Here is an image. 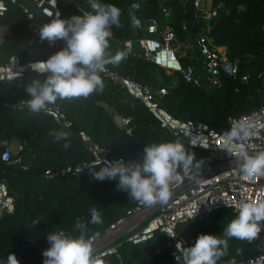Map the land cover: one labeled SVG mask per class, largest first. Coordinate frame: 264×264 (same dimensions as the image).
I'll use <instances>...</instances> for the list:
<instances>
[{
	"label": "trees",
	"instance_id": "16d2710c",
	"mask_svg": "<svg viewBox=\"0 0 264 264\" xmlns=\"http://www.w3.org/2000/svg\"><path fill=\"white\" fill-rule=\"evenodd\" d=\"M6 11L0 22L7 24L11 32L1 44L0 60L11 54H18L24 61L31 58L46 60L62 46L47 43H29L33 36V25H41L52 19L41 12L34 0H18L26 3L33 11L28 18L18 3L4 0ZM101 3L115 4L121 9V25L111 28L108 51L115 54L120 41L135 38L146 33L148 20L157 16L160 22L171 23L179 39L194 40L204 20L196 16L193 0H168L165 2L171 14L165 17L160 11L163 0H101ZM90 10L87 0H59L60 17L82 15L77 5ZM139 4V9H133ZM219 4V5H218ZM217 6V14L210 20V35L215 44L225 45L229 58L238 59L235 75H222L219 85H209L187 81L181 72H167L163 67L142 55L127 53L118 64L108 66L121 74L128 75L146 83L155 91V97L173 115L180 118H193L207 122L218 131H224L231 115L241 116L257 109L263 97L264 78V0H212ZM130 13L139 20L136 26ZM185 23L186 27H183ZM195 57L182 56L183 64H194L198 69L201 63L199 52L193 46ZM248 74L242 79V74ZM105 87L88 98L57 100L72 120V126L64 128L51 115L34 114L29 109H16L0 104V140L25 138L20 151L23 162H6L0 157V179L8 183L14 196L13 212L0 210V261H6L9 254L15 253L20 264H43V252L50 244L47 233L63 230L79 235L74 228L77 220L88 226V235L95 230L104 229L131 208L136 201L127 192L117 190L118 177L113 180L99 181L93 178L90 170H99L103 164L84 167L78 174L46 176L45 170L56 171L69 164H76L91 158L77 136L79 130L87 131L96 141L111 148L126 161H143L144 148L148 143L179 140L194 155V160L205 151L189 146L181 137L173 135L167 128L160 126L154 115L142 101L130 94L125 88L113 83L102 73ZM38 77L31 70L25 71L14 79L0 80V101L8 102L29 98L25 87ZM164 87L166 93L156 91ZM130 117L127 127L119 126L115 115ZM51 129L68 133L67 140L55 141L49 135ZM70 142L68 149L63 144ZM95 207L102 216V223H90V209ZM238 215L230 208H219L202 217H193L179 222L178 233L191 246L200 234L223 236L228 223ZM40 223L33 225L32 221ZM155 239V240H154ZM154 240V241H153ZM258 248L254 242L231 238L227 251L217 264H229L232 256L239 258L255 255ZM120 256L113 254L100 257L103 264H172V247L165 242L161 232L145 240V243L124 242Z\"/></svg>",
	"mask_w": 264,
	"mask_h": 264
},
{
	"label": "built area",
	"instance_id": "2783aa9c",
	"mask_svg": "<svg viewBox=\"0 0 264 264\" xmlns=\"http://www.w3.org/2000/svg\"><path fill=\"white\" fill-rule=\"evenodd\" d=\"M41 12L51 13V18L60 17L58 7L59 0H34ZM160 4V11L167 17L171 14L168 0ZM18 3L28 18H32L33 11L22 1L11 0ZM196 8V16L204 20L194 40L179 39L173 25L169 22L161 23L157 16L148 20L146 33L135 38H126L120 41L118 51L142 55L155 64L163 67L167 72L179 71L187 81L195 84H203L204 76L209 85H219L222 75H235L238 71V59L229 58L227 48L222 44H215L210 30V20L217 14V6L204 5L202 0H193ZM77 9L82 13L87 11L78 4ZM7 4L0 0V16L6 11ZM183 27H186L185 23ZM11 32L7 24L0 22V51L4 37ZM33 36L29 43L41 42L39 28L33 25ZM54 46L64 47L63 41H57ZM193 46L199 52L201 63L198 69L194 64H183L182 56H189L193 59L195 53ZM44 60L31 58L22 60L18 54H11L6 59L0 60V80L14 79L21 76L25 71L31 70L30 64ZM19 74V75H18ZM113 83L125 88L130 94L139 98L147 109L154 115L160 126L167 128L173 135L179 136L189 146L198 147L205 153L193 162V167L182 183L171 186L170 197L166 204L145 205L138 201L114 222L100 230H95L89 236L93 237L94 254L99 257L113 254L120 256V247L124 242L141 243L152 238L156 232L165 235V242L172 247V264H178L175 259L177 248L186 247L187 240L180 235L176 229L179 222L186 221L193 217H202L208 212L225 207L238 213V206L243 202L264 201V176L248 177L240 171L239 163L235 156H230L228 148L241 147L250 155L264 151V78L263 97L260 106L241 116L231 115L228 118V126L224 131H218L203 120L193 118H180L168 111L155 97V91L151 86L142 83L128 75L107 66L103 73ZM248 74H242L241 78L246 79ZM157 94L166 93L164 87H160ZM26 99L21 98L8 102L0 101V104L9 105L16 109H28ZM61 126L70 128L72 120L69 119L59 104L48 106L46 112ZM130 117L115 115V120L120 127L129 130L127 127ZM241 125L247 132L242 131L239 137L229 139L233 127ZM77 136L83 146L91 154V158L76 164H69L56 171L45 170L46 176L58 174L60 176L78 174L84 167L103 164L106 159L115 161L123 159L121 155L113 153L111 148L96 141L87 131L79 130ZM16 141V143H14ZM25 145V138L19 137L12 140H0V157L6 162L20 163L23 168L27 163L23 162L21 150ZM15 209L14 196L10 193L8 183L0 179V210L13 212ZM170 234V235H169ZM172 235V236H171ZM261 242H254L258 248L255 255L239 258L234 255L230 258L229 264H264V230L259 234Z\"/></svg>",
	"mask_w": 264,
	"mask_h": 264
},
{
	"label": "clouds",
	"instance_id": "9594fccd",
	"mask_svg": "<svg viewBox=\"0 0 264 264\" xmlns=\"http://www.w3.org/2000/svg\"><path fill=\"white\" fill-rule=\"evenodd\" d=\"M90 10L82 15L69 18L50 19L39 28L41 42L55 45L63 41L64 47L51 54L46 60L30 64L38 77L28 83L25 91L29 94L26 106L30 112H46L49 105L58 99L88 98L103 91L105 84L102 73L109 64H118L127 56L124 51L114 55L110 47L111 28L121 25V9L115 4L101 3V0H87ZM133 4V9H139ZM51 16V13H46ZM133 23L139 20L130 13ZM19 75V74H18ZM247 135L244 126L233 127L229 139ZM49 135L55 141L67 140L68 133L51 129ZM70 142L63 144L64 149ZM143 161L125 162L123 159L106 161L99 170H90L93 178L99 181L113 180L118 177L117 190L128 193L129 198L145 205L166 204L170 197L171 186L182 183L193 167L194 155L179 140L148 143L144 148ZM230 156H235L240 171L248 177L264 176V151L250 155L242 147L228 148ZM90 223H102L101 213L90 209ZM40 223L39 219L32 221ZM74 228L79 235L57 230L47 233L50 244L43 252V264H103L99 255L94 254L93 237L88 235V226L77 220ZM264 230V201L243 202L238 206V215L224 229L223 236L200 234L188 247L177 248L175 259L178 264H217L227 251L229 240L251 241ZM170 235V234H169ZM172 236V235H171ZM0 264H20L15 253L9 254Z\"/></svg>",
	"mask_w": 264,
	"mask_h": 264
},
{
	"label": "rangeland",
	"instance_id": "374dc122",
	"mask_svg": "<svg viewBox=\"0 0 264 264\" xmlns=\"http://www.w3.org/2000/svg\"><path fill=\"white\" fill-rule=\"evenodd\" d=\"M202 3H204V5H208L209 3H210V0H202ZM204 78V81H206V77L204 76L203 77ZM15 140H16V138H14ZM14 143H16V141H14ZM259 238H260V235H258V237L257 238H255V239H253V241L254 242H257L258 244L261 242V239L259 240ZM155 240V239H154ZM153 240V241H154ZM141 243H145V240L144 241H142Z\"/></svg>",
	"mask_w": 264,
	"mask_h": 264
},
{
	"label": "crops",
	"instance_id": "0c3cea01",
	"mask_svg": "<svg viewBox=\"0 0 264 264\" xmlns=\"http://www.w3.org/2000/svg\"><path fill=\"white\" fill-rule=\"evenodd\" d=\"M195 53V52H194ZM206 79V78H205Z\"/></svg>",
	"mask_w": 264,
	"mask_h": 264
}]
</instances>
